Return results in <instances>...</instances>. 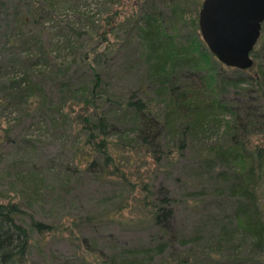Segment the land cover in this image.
Instances as JSON below:
<instances>
[{"label": "trees", "instance_id": "obj_1", "mask_svg": "<svg viewBox=\"0 0 264 264\" xmlns=\"http://www.w3.org/2000/svg\"><path fill=\"white\" fill-rule=\"evenodd\" d=\"M63 1L78 6L80 0ZM45 6L46 2L27 0V15L19 20L13 46H18L16 40L27 45L38 37L37 27L42 23L39 14ZM173 7L169 6L167 11L171 15L167 23L155 1H149L144 10L131 12V27L112 42L111 50L118 49L116 52L125 55L126 63L144 67L142 80H137L126 93L108 87L100 71L91 67V87L81 91L83 100L77 115L82 138L73 145L76 152L84 154L80 163L86 164V168L93 170L99 166V171L93 173L97 181L111 176L129 189L132 200L124 206L143 214L145 217H136L137 220L149 221L155 230L148 242L131 246L115 245L109 240L102 248L95 236L94 240L81 236L78 239L83 240L85 249L80 253L81 248H77V258H66L61 264H264V45L258 46L264 37V22L260 39L251 52L253 65L242 71L225 66L208 50L198 21L190 25V32L179 41L183 13ZM117 14L109 13L102 29L95 25L104 39ZM168 29L174 33H168ZM95 56H100L96 62L103 63L101 68L106 69L107 56ZM41 58L49 59L50 54L34 52L23 61L17 60L23 75L19 79L7 78L8 71L3 70L8 63L0 59V109L12 104L26 109L29 102L41 103L46 98L44 89L35 82ZM72 62L66 63L68 70ZM62 69H54L60 83L64 82L60 73L66 74ZM228 70L234 71L235 76L227 77ZM248 71L252 74L246 75ZM191 73L201 75L199 85L189 80ZM225 85L234 89L235 97L229 101L223 95ZM54 109L59 111L60 107ZM219 118L225 127L221 140L201 153L198 160L207 171L213 199L226 202L229 211L227 217L195 223L189 231L177 221L176 197L161 189L154 193L147 182L131 185L128 169L119 162L116 150L125 154L139 146V150L156 154V139L173 130L184 136L178 147L185 148L189 144L187 134ZM180 122L184 126L179 128ZM173 123L177 127H172ZM126 129L136 132L135 145L131 141L124 143L119 136ZM113 135L124 147L117 146ZM139 185L140 190L133 195ZM200 193L197 189L191 191L195 196ZM23 214L17 203H0V264L27 262L31 236L18 221ZM88 219L92 226L93 217ZM30 222L31 228L40 234L52 230L41 221ZM76 238L77 235L73 240Z\"/></svg>", "mask_w": 264, "mask_h": 264}, {"label": "rangeland", "instance_id": "obj_2", "mask_svg": "<svg viewBox=\"0 0 264 264\" xmlns=\"http://www.w3.org/2000/svg\"><path fill=\"white\" fill-rule=\"evenodd\" d=\"M39 1L46 2V6L39 14L42 23L37 27L38 37L27 45L16 40L18 46H13L19 20L27 15V0H0V59L8 63L3 70L8 71L7 78L23 77L17 60L23 61L29 53L50 54L49 59H39L36 66L40 71L36 72L35 82L44 89L46 98L41 103L29 102L26 109L13 104L0 109V203H17L24 211L18 221L31 236L26 264H61L66 258L74 261L77 248H81L80 253L85 249L83 240L78 239L81 236L87 240L95 236L102 248L109 240L124 246L148 242L155 229L149 221L137 220L136 217H145L142 213L136 214L135 209L124 206L132 200L129 189L111 176L97 181L93 173L99 171V166L93 170L86 168V164L80 163L84 154L73 148L82 138L77 115L83 100L81 91L91 87V67L97 68L103 81L117 93H126L137 80H142L144 67L126 63L125 55L111 49L116 35L124 36L131 27V12L144 10L151 0H80L78 6L73 4L76 8L63 0ZM154 1L164 12L167 23L171 20L169 6L183 13L179 41L190 32V25L198 21L202 0ZM115 11L117 19L104 39L95 25H101L102 29L106 16ZM167 32L174 33L170 29ZM262 45L264 37L258 43L259 47ZM97 54L107 56L106 69L101 68L103 63L96 62V57L100 58ZM70 60L73 62L68 70L66 63ZM58 66L66 73H60L65 78L62 83L54 72ZM225 74L233 77L236 73L228 70ZM200 76L191 73L188 77L199 85ZM222 89L226 100L235 97L232 87L225 85ZM55 106L61 110L56 111ZM182 126L184 123L180 122L178 127ZM224 128L220 118L210 120L187 134L189 144L185 148L178 147L184 136L168 131L156 139L157 155L137 146L138 150L125 154L117 149V158L128 169L131 185L147 182L154 193L161 189L176 197L177 221L190 231L195 223L213 222L218 217H227L229 211L226 202L213 199L207 171L198 160L201 153L221 140ZM122 133L119 136L124 143L136 144L135 131L126 129ZM112 139L119 148L124 147L118 136L113 135ZM195 189L200 195L191 194ZM139 190L140 185L133 195ZM88 217H93L92 226ZM31 219L50 225L51 232H36L31 228Z\"/></svg>", "mask_w": 264, "mask_h": 264}, {"label": "water", "instance_id": "obj_3", "mask_svg": "<svg viewBox=\"0 0 264 264\" xmlns=\"http://www.w3.org/2000/svg\"><path fill=\"white\" fill-rule=\"evenodd\" d=\"M264 22V0H202L198 27L208 50L227 67H252Z\"/></svg>", "mask_w": 264, "mask_h": 264}, {"label": "flooded vegetation", "instance_id": "obj_4", "mask_svg": "<svg viewBox=\"0 0 264 264\" xmlns=\"http://www.w3.org/2000/svg\"><path fill=\"white\" fill-rule=\"evenodd\" d=\"M262 24H263V22H262ZM262 24H261V28H262ZM260 35H261V31H260ZM259 39H260V37L258 38L257 42L259 41ZM257 42H256V43H257Z\"/></svg>", "mask_w": 264, "mask_h": 264}]
</instances>
